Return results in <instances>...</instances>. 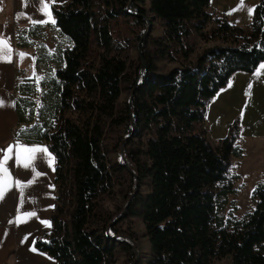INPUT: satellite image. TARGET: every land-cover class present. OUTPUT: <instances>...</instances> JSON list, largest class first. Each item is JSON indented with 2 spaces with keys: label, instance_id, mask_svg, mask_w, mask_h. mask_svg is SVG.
<instances>
[{
  "label": "trees",
  "instance_id": "16d2710c",
  "mask_svg": "<svg viewBox=\"0 0 264 264\" xmlns=\"http://www.w3.org/2000/svg\"><path fill=\"white\" fill-rule=\"evenodd\" d=\"M135 1L114 2L126 10ZM209 2L148 0L147 8L136 6L140 52L131 61L112 51L108 23L94 20V0L51 5L55 26L71 45L61 51L40 117L33 120L24 97L17 111L25 139L44 140L55 158L52 225L35 246L56 264H114L117 243L127 264H134L135 248L125 239H134L133 233L122 225L126 213L143 222L147 264H212L228 256L231 264H264V181L242 218L227 224L219 213L227 194L236 191L238 175L229 169L232 155L241 152L234 143L238 122L217 145L198 126L207 101L231 74L253 71L264 60V0L255 4L248 26L209 11ZM149 13L161 20V35L144 32ZM210 21L214 26L207 28ZM194 35L222 43L205 47L190 63ZM94 37L103 48L97 62L88 59ZM164 58L180 66L160 72L156 61ZM123 88L130 90L129 101H119ZM123 132L137 136L125 149L130 167L112 163L107 154V136L114 135L116 146L126 139ZM145 179L144 193L136 186ZM116 187L127 201L108 208L103 200Z\"/></svg>",
  "mask_w": 264,
  "mask_h": 264
},
{
  "label": "rangeland",
  "instance_id": "374dc122",
  "mask_svg": "<svg viewBox=\"0 0 264 264\" xmlns=\"http://www.w3.org/2000/svg\"><path fill=\"white\" fill-rule=\"evenodd\" d=\"M114 1L94 0V20H97L99 24L108 23L112 37V51L121 53V56H125L128 61H131V59L138 58L140 52V43L136 38L140 28L135 24V18L141 12L137 10L136 6L147 8L148 0L135 1L136 6L128 5L126 10H119ZM257 1L210 0L208 9L214 13L225 15L227 20L233 24L248 26L252 17L249 9H253ZM114 8L119 12L114 13ZM211 26H214L212 21L207 23V28ZM162 29L161 20L149 13L144 32L147 35L158 36L162 34ZM36 40L37 43L29 46L25 51L30 59H27V71L22 79V82L30 85L31 88L24 92H18L19 97L27 99V106L31 108L33 120L40 117L41 107L46 105L44 91L46 88L49 91L50 82L55 77V67L60 65L61 51L69 45L66 35L60 33L55 26L42 28ZM193 42V51L189 56L190 63L195 61L197 55L205 47L222 43L220 40H203L198 35H194ZM101 52H103V48L94 37L88 59L97 62ZM156 63L160 72L180 66L179 61L168 58L158 59ZM256 68L253 71L237 70L232 73L227 83L207 101L204 119L198 123V126L205 128L209 141L217 145L220 139L230 133V126L234 122H238L239 132L234 143L240 147L241 152L237 156L232 155L229 169L231 175H238L235 178L236 191L227 194L222 208L219 210L223 221L227 224L242 218L253 208L252 192L258 183L264 181V152L262 150L264 146V68L260 67L257 70ZM129 98L130 90L123 88L119 101H129ZM68 113L76 116L74 111H68ZM123 134L126 139L116 146L112 145L114 135L110 133L107 136L105 141L108 148L107 154L112 163L123 162L130 167L132 161L127 156L125 149L129 138L134 141L137 136L129 132H123ZM147 188V179L137 183L136 189L145 193ZM103 201L106 207L113 208L119 205L124 206L127 197H124L116 187L113 196L104 198ZM122 225L133 233L134 239L128 235L125 236V239L135 248L134 264H147L150 252L149 241L144 234L145 229L141 218L126 213ZM116 247L114 264H127V257L119 247V243L116 244ZM212 264H231V257L214 260Z\"/></svg>",
  "mask_w": 264,
  "mask_h": 264
},
{
  "label": "crops",
  "instance_id": "0c3cea01",
  "mask_svg": "<svg viewBox=\"0 0 264 264\" xmlns=\"http://www.w3.org/2000/svg\"><path fill=\"white\" fill-rule=\"evenodd\" d=\"M66 1L55 0V3ZM49 2L51 3V0ZM39 7L40 0H0V39L10 38L9 43L12 48L11 62L0 61V100L4 101L3 105H0V149L13 146V152L8 154L9 160L5 164L9 169V187L0 198V264H56L54 259L35 246L36 238L44 230H49L52 225L50 214L54 209L57 192L55 158L44 140L28 141L19 131L25 123L19 120L18 92L27 89L26 84L22 82L25 76L21 79L14 77L16 68H26L30 59L27 55L20 56L18 53L25 54L29 46L37 43L36 39L42 28L55 26L50 22L35 23L42 25L35 26L33 20L48 19L39 11ZM24 38L30 41L29 45H22ZM68 44L71 45L69 39ZM262 64L264 60L259 63L256 70ZM16 145L27 148L46 147L54 158L53 162L47 163V157L40 159L42 154L36 153L35 171L40 172L41 175L35 176L31 166L25 168L23 161L17 160ZM262 150L264 152V146ZM4 154L0 152V160H3ZM17 179L22 183L31 181V184L24 188L23 193L15 184ZM28 211H34L36 215L27 217L25 213ZM18 217L22 222H15ZM45 220L50 226L41 222ZM33 247L35 250H32Z\"/></svg>",
  "mask_w": 264,
  "mask_h": 264
},
{
  "label": "snow or ice",
  "instance_id": "6c2138e0",
  "mask_svg": "<svg viewBox=\"0 0 264 264\" xmlns=\"http://www.w3.org/2000/svg\"><path fill=\"white\" fill-rule=\"evenodd\" d=\"M51 3H55V0H51ZM51 3L49 0H40V7L39 11L46 16L48 19L46 20H33L32 22L35 23H52L53 25L56 24L55 19L53 18V14L51 11ZM253 9H249V13L251 14ZM230 14V13H229ZM10 38L0 39V61L3 62H11V56H12V48L9 43ZM20 56H24L26 54L18 53ZM261 68H264V64L260 66ZM256 75H259V73H256ZM250 87V86H249ZM4 101L0 100V105H3ZM18 151H17V160L23 161V166L25 168H28L29 166L32 167L35 176L41 175L40 172L35 171V160L37 159L36 153H41L42 155L39 157L40 159H45L47 157V163L51 164L53 162V157L51 156V153L48 152L47 148H27L20 145H16ZM0 152H4L3 160H0V198L3 197L5 190L9 187L8 180H9V169L5 166L6 162L9 160V153L13 152V146H9L7 149H0ZM15 184L19 187V190L21 193H23L24 188L29 186L31 184V181L27 183H22L20 180H15ZM23 203V196L21 197V204ZM27 217H33L36 215L34 211H28L25 213ZM16 223L22 222L21 219L18 217L15 221ZM42 223L50 226L48 221H41ZM32 250H35L33 247Z\"/></svg>",
  "mask_w": 264,
  "mask_h": 264
},
{
  "label": "built area",
  "instance_id": "2783aa9c",
  "mask_svg": "<svg viewBox=\"0 0 264 264\" xmlns=\"http://www.w3.org/2000/svg\"><path fill=\"white\" fill-rule=\"evenodd\" d=\"M26 71H27L26 68H23V67L16 68L15 74H14L15 79H21L23 76H25Z\"/></svg>",
  "mask_w": 264,
  "mask_h": 264
}]
</instances>
